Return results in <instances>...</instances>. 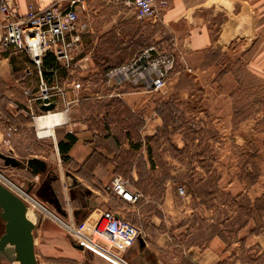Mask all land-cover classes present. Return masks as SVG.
<instances>
[{
	"label": "crops",
	"instance_id": "0c3cea01",
	"mask_svg": "<svg viewBox=\"0 0 264 264\" xmlns=\"http://www.w3.org/2000/svg\"><path fill=\"white\" fill-rule=\"evenodd\" d=\"M15 2L20 14L26 12L30 3L42 6L54 2L67 4V0ZM89 14L93 20L92 34L86 37L85 49L92 53L108 50L114 39L130 38L134 21L139 20L144 22L141 33L149 36L140 49L156 46L176 51L179 56L177 66L171 74L168 89L160 92L162 95L169 93L172 85H178L182 72L214 70L218 64L237 65L245 57H248L249 67L264 77V0H168V5L160 7L158 15L151 19H140L135 9L124 2L96 0L90 5ZM214 53L223 55L224 60L208 58ZM227 69L231 71L232 67ZM108 70L92 60L88 68L62 75L63 83L80 80L84 88H89L85 95L81 93V101L91 99L96 102L95 119L89 121L90 126H86L88 121H80L56 127V133L62 131L59 140L55 137L56 155L71 180L63 176L60 185H54L57 179H52L51 184V176L62 175L47 167L45 172L50 179L44 180L38 190L45 186L46 195L53 202L44 201L66 218L91 220L111 210L139 227L147 236L144 244L138 240L126 250L125 257L130 264H242L240 248L230 252L219 235H210L205 240L195 238L191 225L168 220L167 216L175 214L170 201L179 193L178 187L172 186L178 180L159 176L158 170L164 160L161 162L156 158L157 146L154 144L158 134L166 130L165 114L160 109L161 114L153 119L154 122L152 120L157 134L144 142L139 139L142 123L139 112L143 105L147 107L152 103L150 98L154 93L138 90L131 84L112 89L106 79ZM191 76L196 78L191 85H209L200 79V74L192 73ZM161 103L162 99L156 102L157 108ZM30 118L27 114H19L14 120L21 128L32 124ZM68 133L74 134L77 140L66 154L69 159L63 160L58 143ZM184 146L185 141L177 145L179 149ZM172 160L173 164H165L175 166L178 160ZM116 175H122L133 189L141 191L142 198L131 202L107 193L104 187ZM63 229L50 218L39 215L34 229L39 264H113L93 252L77 248ZM242 238L247 244L248 234ZM254 246L246 245L247 248Z\"/></svg>",
	"mask_w": 264,
	"mask_h": 264
},
{
	"label": "rangeland",
	"instance_id": "374dc122",
	"mask_svg": "<svg viewBox=\"0 0 264 264\" xmlns=\"http://www.w3.org/2000/svg\"><path fill=\"white\" fill-rule=\"evenodd\" d=\"M143 24L140 20L134 21L130 38L114 39L108 50L93 52V62L106 69L131 58L149 38L146 33H141ZM208 58L219 62L224 60L220 53L208 55ZM248 61L245 57L237 65L218 64L214 70L182 72L178 85H172L167 94H152V103H148L147 107L143 105L139 113L155 109L161 114V109L165 114L166 130L154 139L156 158L161 162L164 160V166L159 168L158 173L165 179L173 177L178 180L176 185L172 184L173 188L179 185L185 188L184 194H174L171 199L170 205L174 207L175 214L167 216L168 220L191 225L194 237L203 240L210 235L220 236L215 233L225 229L222 237L230 252L239 247L240 257L247 260L245 264H264V209L258 207V203L264 201V77L254 72ZM229 66L231 71L227 69ZM27 70L33 72L31 78L27 76ZM192 73L200 74V79L209 85H191L196 79L195 76L190 77ZM28 79L37 84L36 66L30 57L22 52L6 51L0 46V108L11 121L16 112L11 107L9 109L11 101L17 102L23 113L27 112L23 88L31 85ZM86 89L89 88H84L83 95ZM161 99L163 103L157 108L156 102ZM94 106L96 102L91 99L81 101L70 112V120L73 123L88 121L86 126H90L89 121L95 119ZM153 122L151 128H147L142 120L139 139L143 142L157 134ZM5 130V122L0 120V152L12 155L24 164L31 157L41 158L47 162L49 171L54 169V173L62 175L61 178L51 176V179L47 177V172L35 175L27 165L6 166L0 158L3 175L18 188L29 190L30 196L43 201L37 191L44 180L50 179L51 182L57 179L55 186L60 185L63 176L71 180L62 170L56 155L54 137L59 140L62 131L55 132V136L40 137L34 125H24L9 142H5ZM174 130H179L177 135L173 134ZM183 141L186 146L179 149L177 145ZM172 159L178 160L175 166ZM168 162L172 164H165ZM31 207L38 219V206L32 203ZM228 217L230 220H225ZM238 222L248 223L239 233ZM254 228L260 229V232L251 233ZM4 231L5 221L0 216V236ZM247 234V244L245 241L240 243L238 240ZM255 241H258L257 245ZM244 243L245 246L254 244L256 248L248 253L247 247L243 249ZM251 254H260L261 257L253 261L249 257ZM0 264L18 263L0 253Z\"/></svg>",
	"mask_w": 264,
	"mask_h": 264
},
{
	"label": "built area",
	"instance_id": "2783aa9c",
	"mask_svg": "<svg viewBox=\"0 0 264 264\" xmlns=\"http://www.w3.org/2000/svg\"><path fill=\"white\" fill-rule=\"evenodd\" d=\"M96 0H67L66 5L54 2L50 5L30 3L24 14H20L15 0H0V46L4 50L26 53L35 64L37 84L23 88L27 112L11 101L9 109L16 110L13 122L5 111L0 108V120H4L6 132L5 142H9L20 125L14 118L20 113L32 119V125L40 137L54 135L56 127L69 125L72 121L69 114L82 100L84 84L80 80L62 82L64 72L72 74L79 69L88 68L93 57L91 50L85 49L86 37L92 34V18L89 14L90 5ZM124 2L135 9L140 19H151L158 15L159 8L166 7L168 0H114ZM50 53L56 61L55 65L44 66V57ZM179 56L175 50L156 46L140 49L127 62L110 68L106 79L110 88H120L131 84L138 90L149 93L164 91L170 82L172 72L177 66ZM31 78L33 72L26 71ZM55 104V107L43 110V105ZM63 113V121L53 126L54 134H47L48 126H39L38 120L47 113ZM142 120L147 128H151L152 120L158 117L155 109L144 112ZM44 134V135H42ZM55 138V137H54ZM1 167V166H0ZM0 168V181L14 190L29 206L38 204L39 214L56 222L70 235L74 244L83 250L93 252L113 264H130L125 257L126 250L147 234L139 227L118 215L106 210L91 220H78L73 216L66 218L54 211L44 200L33 198L29 190L18 188ZM104 190L110 194L137 202L142 198L138 189H133L130 182L122 175H116L105 185ZM180 194L185 188L178 186ZM73 214V212H70Z\"/></svg>",
	"mask_w": 264,
	"mask_h": 264
},
{
	"label": "water",
	"instance_id": "95a60500",
	"mask_svg": "<svg viewBox=\"0 0 264 264\" xmlns=\"http://www.w3.org/2000/svg\"><path fill=\"white\" fill-rule=\"evenodd\" d=\"M55 104L43 105V110L52 109ZM0 158L3 159L6 166H29L33 174L45 172L47 162L38 157H31L27 164L12 155L0 152ZM41 187L37 194L45 200L53 202ZM0 216L5 221V231L0 236V253L4 254L13 263L18 264H39L35 251L34 228L36 223L28 216V205L17 196L11 189L0 182ZM144 244L142 238L139 239ZM82 249L81 245L74 244Z\"/></svg>",
	"mask_w": 264,
	"mask_h": 264
},
{
	"label": "trees",
	"instance_id": "16d2710c",
	"mask_svg": "<svg viewBox=\"0 0 264 264\" xmlns=\"http://www.w3.org/2000/svg\"><path fill=\"white\" fill-rule=\"evenodd\" d=\"M55 64H56L55 58L50 53H47L45 55V57H44V66L46 67V66L55 65ZM120 64H122V63H120ZM120 64H117V65H120ZM117 65H114V66H117ZM114 66H110L109 68H106V70H108V69H110V68H112ZM76 140H77V137L74 134L68 133V134H66V138L65 139L59 141L58 145H59V149H60V152H61V155H62V159L63 160H68L69 159V156H67L66 154L73 147V145L76 142ZM258 204H259L258 207L264 209V201L261 202V204L260 203H258ZM225 220H230V217H228ZM237 224H240V222H238ZM245 225H248V223H241L239 225L240 227L238 228L237 232L239 233V231L241 230V228L245 227ZM228 231H230V232L232 231L233 232V230H231V229H228ZM222 232L225 233V229H220V231H218L215 234H220V237H222L223 236ZM250 232L251 233H259L260 232V229L254 228ZM240 240L241 241H245V239H243V238H241ZM242 246H243V249H244V247H246L245 246V243ZM255 248H256L255 246L254 247H250V248H247L246 251L248 253H251V251L254 250ZM249 257H252L251 260L255 261L254 259L260 258L261 255L260 254L259 255L257 254L255 256H253L251 254V256H249ZM240 259L242 261V264H245L247 262L246 258H243L242 256L240 257Z\"/></svg>",
	"mask_w": 264,
	"mask_h": 264
},
{
	"label": "bare ground",
	"instance_id": "6f19581e",
	"mask_svg": "<svg viewBox=\"0 0 264 264\" xmlns=\"http://www.w3.org/2000/svg\"><path fill=\"white\" fill-rule=\"evenodd\" d=\"M65 118V115L63 113L57 112V113H47L46 115L42 116L39 118L38 120V124L39 126H48V129L45 131L47 134H54V130H53V126L60 122L63 121V119ZM24 164V163H23ZM25 167V166H24ZM1 182V181H0ZM2 183V182H1ZM3 184V183H2ZM5 185V184H4ZM6 186V185H5ZM9 188V187H8ZM10 189V188H9ZM12 190V189H11ZM17 196H19L14 190H12ZM20 197V196H19ZM42 197V196H41ZM23 200V198H21ZM43 200H45L44 198H42ZM26 204L27 202L25 200H23ZM49 201V200H46ZM50 202V201H49ZM52 203V202H51ZM28 205V204H27ZM38 205V204H37ZM28 216L29 218L37 223L39 221V218L37 219V213L34 211L33 207L28 205ZM35 229V228H34ZM35 239V236H34ZM39 263V261H38Z\"/></svg>",
	"mask_w": 264,
	"mask_h": 264
},
{
	"label": "flooded vegetation",
	"instance_id": "af4514ba",
	"mask_svg": "<svg viewBox=\"0 0 264 264\" xmlns=\"http://www.w3.org/2000/svg\"><path fill=\"white\" fill-rule=\"evenodd\" d=\"M42 192H45V193H47V191L45 190V186H44V188L42 189Z\"/></svg>",
	"mask_w": 264,
	"mask_h": 264
}]
</instances>
